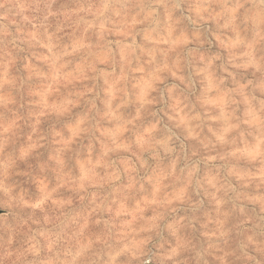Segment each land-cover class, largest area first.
I'll use <instances>...</instances> for the list:
<instances>
[{
  "label": "clouds",
  "instance_id": "1",
  "mask_svg": "<svg viewBox=\"0 0 264 264\" xmlns=\"http://www.w3.org/2000/svg\"><path fill=\"white\" fill-rule=\"evenodd\" d=\"M0 264H264V0H0Z\"/></svg>",
  "mask_w": 264,
  "mask_h": 264
}]
</instances>
